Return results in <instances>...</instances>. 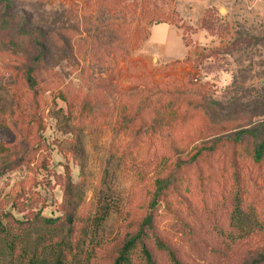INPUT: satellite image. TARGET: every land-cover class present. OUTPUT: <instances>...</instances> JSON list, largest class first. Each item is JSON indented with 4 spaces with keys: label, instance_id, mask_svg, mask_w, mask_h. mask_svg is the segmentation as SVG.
<instances>
[{
    "label": "rangeland",
    "instance_id": "obj_1",
    "mask_svg": "<svg viewBox=\"0 0 264 264\" xmlns=\"http://www.w3.org/2000/svg\"><path fill=\"white\" fill-rule=\"evenodd\" d=\"M7 1L10 12L0 3V212L17 223L3 220L13 233L8 248L2 247L3 258L111 264L126 235L137 228L155 180L169 176L179 191L159 208V232H170V224L194 225L191 214L203 208L211 216V210H219L217 199L216 227L205 219L195 226L212 229L208 235L199 232L212 263L251 264L264 258V167L244 165L233 219V178L225 183L204 174L202 180L193 167L179 170L206 136L191 145L175 137L176 126L180 136L187 130L180 129L182 112L171 98L151 103L144 127L121 122L124 94L160 91L198 94L220 116L255 109L254 119L244 112L230 129L215 133L254 124L264 114V0ZM120 26L125 53L109 56L102 50L93 56L95 42L109 44ZM21 31L56 36L59 46L47 69L36 73L38 95L27 88L22 73L34 66L37 49L31 40L22 41ZM109 88L113 96L106 93ZM19 103L26 114L19 112ZM184 125L213 134L203 117L192 115ZM70 181L78 195L71 223L19 225L25 214L64 219ZM183 231L171 240L191 253Z\"/></svg>",
    "mask_w": 264,
    "mask_h": 264
},
{
    "label": "trees",
    "instance_id": "obj_2",
    "mask_svg": "<svg viewBox=\"0 0 264 264\" xmlns=\"http://www.w3.org/2000/svg\"><path fill=\"white\" fill-rule=\"evenodd\" d=\"M89 2L91 4H107L105 0H89ZM0 3L6 4L7 12H10L12 5L7 0H0ZM3 16L6 17V13ZM4 23L6 24L7 21L5 20ZM121 28V26L115 28L110 37L109 44L104 47L95 42L98 46L95 47L93 56L96 57V54L102 50H104L102 51V54L109 56L114 53L124 54L125 49H123L122 44L124 43V40L122 35L118 34V32L121 31ZM20 34V36L23 37L22 41L30 43L31 40L37 49V60L34 63V66L24 68L22 73L24 75L27 88L30 92L38 95L39 82L36 73L43 72L44 69H47V63L52 61L50 57L52 56V51L54 49H59V46L55 40L56 36L53 37L38 32L28 34L23 31H21ZM62 42L63 44H66L65 41ZM117 44L118 46L116 47L115 45ZM20 46L24 48L22 43H20ZM113 92L114 91L111 88L106 91L109 96H113ZM143 95L142 92L130 91L121 97V102L125 107L121 118V122H123L122 124L129 127H133L135 125L139 128L144 127L148 117L146 115L150 113L151 103L154 102L157 105L160 103V99L171 98L173 103H175L178 109L182 112V120L179 122L180 129L182 131L184 129V131L187 130L186 134H182L180 136L178 127L176 126L175 137L183 144L191 145L206 136V138L202 140L203 145L201 147H197V152L189 161L179 167V170L183 169V167H193L194 171L202 180L204 179V174L208 176L207 178L213 177L214 180L216 177L220 176L221 178L226 179L220 182L225 183L227 182V177L233 178L236 182V195H234L235 204L231 215L233 219L237 218V207L241 201V194L243 192L241 179L245 175L244 165L246 163H250L254 165L255 168L264 167V114H260L258 119L255 120L252 125H249V122L245 125L238 124L237 128L232 129V133L222 132L223 134H219L213 132V130L222 131L230 129L229 125H235L236 122L239 121L238 115L246 114L244 112H249L253 119L257 117L255 115V109L235 111L226 116H220L214 112L208 103L198 94L187 95L185 93L177 92L176 94H170L155 91L152 94H147L146 96ZM23 107L24 105L19 103L18 110L21 114H26L27 108L23 109ZM192 115L194 118L196 116L200 118L203 117L207 121L208 127L213 134H206L205 129L203 130L201 127H198L195 131H191L190 127L185 128L184 124ZM217 116H220L223 119L219 117L218 119H215ZM224 147H228L231 150L226 153H220ZM215 157H219L216 162H214ZM208 158L213 159L211 164L208 160H206ZM147 165L148 163L144 165L145 171L147 170ZM141 173H144V170L141 171ZM176 183V180L171 176L155 180L150 202L148 203L147 208L142 210L140 222L136 224L137 228L134 232L126 235L124 241L117 250L116 256L112 259L111 264H213L211 260L212 255L209 252L207 253L206 249H204V240L199 239V232L202 235H208L212 229L208 228L203 230L202 227V231H199V229L195 226H197V222L205 219L211 221L216 227L217 222H219V218L217 216L221 213V203L217 199L214 200L217 201L219 210L217 212L211 210V216L208 215V211L203 212V208L202 212L191 214V219H193L194 225L188 226L187 224L180 222L178 225L170 224V232H165L164 234L159 232V208L164 201L167 202L170 195L172 196L175 192L179 191L177 189L179 186ZM74 189L75 188L70 181L68 183V192H70L71 197L66 202V204L69 205L67 206L69 210H67L68 214L64 219H46L41 216L32 219L28 214H25L23 217L26 221L20 223L19 225L23 227L26 224H31V221L33 222L36 220L42 224L51 226H54L59 222H62V225L71 223L78 196ZM190 205L187 207L190 208L192 206ZM171 213L173 214L174 212ZM107 215L108 214L105 212L103 217L105 218ZM4 219H9L10 222L14 221L17 223V220H15L11 215L0 212V264L32 263V258H28L26 256L16 257L21 261L20 263H16L14 257H12L11 260H5L3 258L2 247L8 248L10 234H13L11 229L7 230V227L3 222ZM183 229V243L187 242L188 252L191 253L182 252L173 244L171 240V236L174 232ZM10 245L12 246V242ZM183 255H185L186 259L183 258ZM251 264H264V258H259Z\"/></svg>",
    "mask_w": 264,
    "mask_h": 264
},
{
    "label": "crops",
    "instance_id": "obj_3",
    "mask_svg": "<svg viewBox=\"0 0 264 264\" xmlns=\"http://www.w3.org/2000/svg\"><path fill=\"white\" fill-rule=\"evenodd\" d=\"M167 29H170V27H168V26L166 25L165 30H167ZM166 41H170L169 38H167ZM175 47H176V46H175Z\"/></svg>",
    "mask_w": 264,
    "mask_h": 264
},
{
    "label": "water",
    "instance_id": "obj_4",
    "mask_svg": "<svg viewBox=\"0 0 264 264\" xmlns=\"http://www.w3.org/2000/svg\"><path fill=\"white\" fill-rule=\"evenodd\" d=\"M225 11H226V10L223 8V9L221 10V13L223 14Z\"/></svg>",
    "mask_w": 264,
    "mask_h": 264
}]
</instances>
